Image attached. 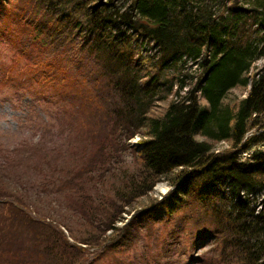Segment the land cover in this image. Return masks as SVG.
I'll list each match as a JSON object with an SVG mask.
<instances>
[{
  "label": "trees",
  "instance_id": "obj_1",
  "mask_svg": "<svg viewBox=\"0 0 264 264\" xmlns=\"http://www.w3.org/2000/svg\"><path fill=\"white\" fill-rule=\"evenodd\" d=\"M13 3L20 10L7 11ZM0 18L16 30L23 19L22 28L34 29L27 56L38 53L45 75L60 58L61 68L96 87L101 96L93 98L84 134L98 145L86 167H112L114 180L126 175L109 187L111 201L105 195L95 205L94 214L105 217L87 219L100 230L94 243L86 239L92 231L77 237L69 230L71 241L0 184V264H92L93 256L134 245L157 222L170 225L167 254L185 233L195 236L185 254L214 242L215 259L200 264H264V68L250 75L264 58V0H0ZM187 61L202 73L195 77L198 68L187 70ZM249 86L244 98L227 100ZM137 134L141 143L130 145ZM225 141L229 148L217 151ZM130 147L135 164L116 169L113 159ZM165 178L173 189L117 227L125 207ZM21 244L29 253L16 249Z\"/></svg>",
  "mask_w": 264,
  "mask_h": 264
},
{
  "label": "rangeland",
  "instance_id": "obj_2",
  "mask_svg": "<svg viewBox=\"0 0 264 264\" xmlns=\"http://www.w3.org/2000/svg\"><path fill=\"white\" fill-rule=\"evenodd\" d=\"M9 7L7 11L16 12L21 5L13 3ZM22 22L18 31L13 23L7 26V21L0 18V184L23 197L33 215L43 217L47 223L59 225L57 230L63 231L71 241L74 242L69 230L75 231L77 237H84L86 231H92L96 235L87 233L86 239L94 243L100 230L87 219L105 217L101 210L94 214L95 205L98 206L105 195L111 201L114 193L108 191L109 187H120L126 177L118 172L119 176L114 180L112 167L104 173L86 167L92 163L98 145L96 141H91L89 145L87 143V134H84L88 126L86 117L95 110L93 98H100L101 94L98 95L96 87L88 80H85L87 84H83L79 76L61 68L60 58L58 68L54 71L50 68L45 75L36 65L38 53L27 56V53L34 52L33 46L30 51L28 49L30 34L34 29L28 25L22 28ZM196 68L195 64L187 61V70L195 71ZM263 68L264 58L254 63L250 75ZM201 73L198 68L195 77ZM249 88L231 90L227 100L244 98ZM141 141L142 135L137 134L130 142L137 146ZM132 148H126V152L113 159L112 164L117 161L116 169L135 164L136 154L130 151ZM216 148L217 151L228 149L229 143L220 142ZM253 151L243 152L242 157H248L249 152ZM48 152L52 158L48 159ZM96 167H101L99 160L94 169ZM79 185L84 188H79ZM172 189L169 179H163L151 196L145 199L141 197L125 207L121 220L116 223L117 227L125 228L141 207L150 205L154 199L162 200ZM261 199L260 196L256 201ZM91 200L93 204L88 203ZM110 201L105 203L107 210L111 206ZM9 210L2 208L3 215L10 213ZM169 230L170 225L157 222L150 231L148 227L143 228L134 245H127L122 251L109 253L96 261L89 254L92 257L90 260L92 264H200L198 259L203 258L206 263L215 259L214 242L210 240L199 243L192 252L185 254L184 248L190 246L189 241L195 238L185 233L180 244L173 245L170 254L165 253L163 242ZM111 233L102 234L101 239ZM15 247L24 253L30 251L22 244Z\"/></svg>",
  "mask_w": 264,
  "mask_h": 264
},
{
  "label": "bare ground",
  "instance_id": "obj_3",
  "mask_svg": "<svg viewBox=\"0 0 264 264\" xmlns=\"http://www.w3.org/2000/svg\"><path fill=\"white\" fill-rule=\"evenodd\" d=\"M192 64H194L193 62H191ZM196 65V64H195ZM175 90H179L180 91V94L181 95H183L184 96V94H185V92H186V89L184 90H181V89H179V87L178 86H175V88H174ZM264 149V148H263ZM259 205V204H258Z\"/></svg>",
  "mask_w": 264,
  "mask_h": 264
}]
</instances>
